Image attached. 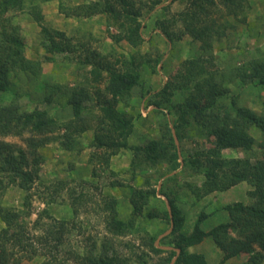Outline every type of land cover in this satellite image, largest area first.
<instances>
[{
	"label": "trees",
	"instance_id": "16d2710c",
	"mask_svg": "<svg viewBox=\"0 0 264 264\" xmlns=\"http://www.w3.org/2000/svg\"><path fill=\"white\" fill-rule=\"evenodd\" d=\"M36 1L38 0H0V137H19L27 144V149H24L0 139V219L5 225L0 231V264H12L26 243V227L20 223V215L12 209L5 208L2 201L8 189L16 186L25 192V206L31 205V193L39 180L42 162L40 149L53 140L51 138L53 135L65 131L67 135L64 138H71L70 133H83L89 130L91 123L97 121L93 129L94 140L91 146L95 150H104V156L100 159L109 166L113 156H117L122 149L129 148L128 141L136 130L135 119L121 112L118 104L119 100H132L134 89L141 84L140 64H136L135 58H131L129 66L120 70L96 50L92 52L86 50V53L73 58V61L81 66L90 67L91 80L95 85L105 83L103 91L97 89L99 101L96 107L100 110L98 115L88 111L89 103L93 99L84 87L69 93L68 103L71 106L73 120L66 124L59 123L47 110L40 107L23 108L15 100L3 103L8 98L7 95L14 94L15 99L17 97L14 93L12 74H16L17 69H28L24 59L26 39L21 34L20 27L14 24L11 14L25 12L28 6L31 10L34 9ZM52 1L54 0H40L43 3ZM176 1L172 0L173 3ZM161 3L162 0H155L153 7ZM245 3L246 0H188L183 11L156 22L157 29L168 43L174 44L183 38L190 44L199 42L203 54L200 57L185 59L174 72L170 73L166 84L154 94L151 101H154L153 112L160 120V138L151 139L145 145L130 147L133 151L131 161L133 176L136 177L138 173L143 174L152 168L154 174L150 177L148 175L145 183L147 187L150 186L152 177L157 175L155 176L157 179L163 180L160 189L136 190L131 199L132 216L127 221L119 220L117 199L104 197L102 202L108 216L106 221L108 232L114 236H125L131 233L143 215L144 204H140L142 200H159L158 196L167 199L170 211L165 207V210L160 209L146 215L147 219L152 220V224L153 220H159L156 223H166L165 227L159 228L147 243L148 249L154 255L167 254L163 264H172L174 258L176 261L173 264H209L204 255L190 252L191 248L200 245L209 237L223 254L222 263L245 254L248 256L246 264H264V98L261 113L239 104L238 96L233 95L230 89L216 80L213 45L217 34L216 28L220 27V23L213 16L214 9L217 8L218 14L225 12L238 20L246 10ZM93 6L96 10L91 11L88 8L89 15L104 13L121 29L122 35L118 37V41L124 40L133 48L142 45L144 42L142 24L138 20L141 12L135 10L131 3L127 0H118ZM35 15V21H38L37 24L43 34L41 47L47 56H75L79 48H85L84 45L78 47L74 39L65 32L50 30L41 25L39 21L43 17L39 13ZM178 26H182L183 30H175ZM164 55V52L161 54L158 52L154 60L151 59V54L150 58L146 55V61L158 65ZM47 56L45 59L52 61L51 57ZM242 81L264 88V63H256L249 76L243 77ZM176 92H183L184 96V101L174 109L175 114H178L174 117L173 128L179 141L183 140L187 130L192 127L198 128L207 134L208 138L213 139L211 148L196 151L188 157L183 155V169L186 166L204 177L200 188L188 185L192 196L198 199L205 198L217 192L229 191L241 183H248L253 188L249 192L251 202L248 204L236 202L223 207L222 209L229 215L228 222L217 225L209 232L202 229V224L209 215L201 213L192 232L184 233L186 218L177 204L181 196L177 190L170 187L172 183H176L178 174L167 177L168 172H175L180 167L181 155L170 127V120L162 105L171 102ZM51 101L50 97H46L45 102L49 104ZM92 114L96 116L90 119L89 115L92 117ZM253 129L260 132V141L251 133ZM70 138L68 142L65 140L62 143L66 150L73 149ZM226 150L239 151L243 157L227 159L224 157ZM165 163L167 168L162 172L158 167ZM137 168L143 170L138 171ZM63 186L65 183L61 181L53 188V197L62 191ZM69 198L74 214L78 215L86 195L73 191ZM169 229L170 233L161 242L170 241L172 250L165 251L156 246V241L165 233L164 230ZM60 230H66V223H60ZM54 238L57 241L56 250L59 252L63 237ZM85 258L87 264L121 262L119 257L106 253L101 255L90 253ZM44 264L66 262H63L62 258L53 257ZM139 264L148 263L144 257L139 256Z\"/></svg>",
	"mask_w": 264,
	"mask_h": 264
},
{
	"label": "rangeland",
	"instance_id": "374dc122",
	"mask_svg": "<svg viewBox=\"0 0 264 264\" xmlns=\"http://www.w3.org/2000/svg\"><path fill=\"white\" fill-rule=\"evenodd\" d=\"M115 1L118 0H54L49 3L38 0L34 4V9L31 10L28 6L25 12L11 14L14 24L20 27L21 34L26 39L24 59L28 69H17L16 74H12L14 93L17 97L15 99L14 94L7 95L4 104L15 100L23 108L40 107L47 110L59 123L66 124L73 120L71 106L68 103L69 93L84 87L93 99L89 103L88 111L98 115L100 110L96 107L99 101L97 89L103 91L105 83L95 85L91 80L90 67L81 66L73 61V58L87 51H98L120 70L126 69L130 59L135 58L136 64H140L139 71L142 75L141 84L132 93V100H119L118 104L121 112L135 119V133L128 141L129 148L122 149L117 156H113L109 166L100 159L104 156V150H95L91 146L94 140L93 129L97 122L94 121L90 125L92 129L89 128L83 133H70L73 138H64L67 134L60 131L51 137L53 140L48 142L47 146L40 149L42 162L39 180L32 190L30 206L24 204L23 190L16 186L8 189L2 205L16 211L20 215V223L26 227L25 248L20 249L12 264H44L53 257L62 258L66 264H87L85 257L90 253L117 256L121 260L120 264H139V256L144 257L148 264H163L167 257V254L154 255L147 246L151 236L159 228L165 227L166 223L161 221L162 224L156 223L159 220H153L152 224V220L146 218L149 212L165 210V207L170 211L165 197L158 196L159 200H142L140 204H144L143 215L131 233L125 236H114L108 232L106 228L108 216L102 199L104 197L117 199L119 220L127 221L132 216L131 199L136 190L160 189L163 180L157 179L155 177L157 175L152 177L150 186L147 187L145 183L148 175L150 177L154 174L152 168L143 174L138 173L136 177L133 176L131 167L133 151L130 147L145 145L151 139L160 138V120L153 112L154 101L151 100L166 84L170 73L174 72L185 59L200 57L203 51L199 42L190 44L184 38L174 44L168 43L156 27L157 20L183 11L188 0H177L174 3L172 0H162V3L155 7H153L155 0H127L135 10L141 12L138 20L142 24L144 42L138 48H133L124 40H117L122 35L121 29L106 14H88V8L91 11L96 10L94 4L104 5L105 2ZM245 7V12L238 20L225 12L218 14L217 8L214 9L213 16L220 23V27L216 28L217 34L213 44L216 80L230 89L233 95L238 96L237 100L241 106L261 113L264 88L246 84L242 78L249 76L256 63H264V0H246ZM38 13L43 17L39 21L41 25L50 30L65 32L74 39L78 47L84 45L85 48H79L75 56H47L41 47L43 34L37 24L38 21H35V14ZM175 30L183 28L178 26ZM158 52L165 53L160 64L146 61L150 54L154 60ZM46 56L51 57L52 61L46 60ZM46 97L51 98V103L45 102ZM183 101V92H176L171 102L162 105L170 120V127L181 155L180 167L175 172H168L167 177L178 174L176 183H172L170 187L177 190L181 196L177 204L186 218L184 233L192 232L201 213L209 215L202 224V229L209 232L217 225L228 222L229 215L222 209L223 207L236 202L250 203L249 192L253 188L248 183H241L229 191L217 192L205 198L198 199L192 196L188 185L200 188L204 177L186 166L183 169V155L188 157L196 151L211 148L213 139L208 138L209 136L198 128L192 127L187 130L183 140L179 141L173 128L174 117L178 114H175L174 109ZM224 101L227 103V99ZM95 116L96 114H92L89 118ZM251 133L260 141L261 136L257 129H253ZM69 138L72 150H66L62 146ZM0 139L27 149V144L22 138L10 136ZM224 157L242 158L243 154L239 151L226 150ZM166 168V163L158 167L162 172H165ZM61 181L65 186L61 187L62 191L54 198L52 190ZM73 191L86 195L78 215L74 214L69 198ZM61 222L66 223V230H62L63 232L60 230ZM4 228L5 225L0 219V231ZM170 231L169 229L164 230L165 233L161 232L163 234L156 241L157 247L165 251L172 250L170 241V244L161 242ZM57 236L63 237L59 252L56 250L57 241L54 238ZM190 252L204 255L209 264H246L248 260V256L243 254L222 263L223 254L210 237L191 248ZM175 261L176 258L172 264Z\"/></svg>",
	"mask_w": 264,
	"mask_h": 264
},
{
	"label": "crops",
	"instance_id": "0c3cea01",
	"mask_svg": "<svg viewBox=\"0 0 264 264\" xmlns=\"http://www.w3.org/2000/svg\"><path fill=\"white\" fill-rule=\"evenodd\" d=\"M165 235V234H164Z\"/></svg>",
	"mask_w": 264,
	"mask_h": 264
}]
</instances>
